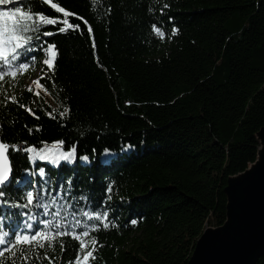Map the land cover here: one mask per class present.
<instances>
[{
  "label": "trees",
  "instance_id": "trees-1",
  "mask_svg": "<svg viewBox=\"0 0 264 264\" xmlns=\"http://www.w3.org/2000/svg\"><path fill=\"white\" fill-rule=\"evenodd\" d=\"M53 2L76 13L68 19L79 29L60 33V25L45 26L55 32L44 37L58 50L55 71L37 54L24 75L0 85L3 137L22 147L23 141L42 147L56 140L65 150L76 147L72 163L37 161L34 167L52 177L50 188L71 178L73 195L92 197L77 207L109 206L110 226L91 233L97 245L89 264H188L203 231L226 220L229 177L257 159L256 133L264 126V0H97L95 8L92 0ZM38 10L63 18L50 5ZM42 72L48 93L41 89L37 97L27 81ZM65 107L70 111L60 117ZM9 156L13 176L33 167L24 153L9 149ZM34 180L44 186L39 175ZM109 184L112 198L105 200ZM32 211L43 218L42 209ZM78 251L77 240L60 237L54 249H39V260L31 253L28 264H69ZM257 264H264V255Z\"/></svg>",
  "mask_w": 264,
  "mask_h": 264
},
{
  "label": "snow or ice",
  "instance_id": "snow-or-ice-1",
  "mask_svg": "<svg viewBox=\"0 0 264 264\" xmlns=\"http://www.w3.org/2000/svg\"><path fill=\"white\" fill-rule=\"evenodd\" d=\"M10 3L11 7L0 8V85L6 79L15 80L18 76L24 75L37 61V54L46 56L47 58L42 59V64L47 66L49 71H55L54 64L58 56L56 44L44 39V37L54 36L55 32L43 30L45 26L60 25L56 29L60 33L79 29L78 24L70 23L68 19L76 13L67 11L65 7L54 3L53 0H0V5L7 6ZM96 3L97 0H92L93 8ZM43 5H50L52 9L63 14V18H53L44 11L38 10V6ZM110 10L109 7L108 11ZM79 19L83 20L87 31L91 34L93 30L88 21L83 16ZM152 28L157 34L163 35L161 29L155 24ZM172 31L175 34L178 29L173 28ZM92 39V46L95 48L94 37ZM46 75L47 73L42 72L33 81L37 85L34 92L37 97L40 96L41 89L48 93V88L41 83ZM48 79L51 80V77L48 76ZM52 83L55 86V82L52 81ZM28 91H33L31 86ZM9 99L16 101L15 96H5V102ZM21 107L27 108L33 116L36 115L32 108L26 105H21ZM69 111L70 109L65 107L59 112V116L64 117ZM46 114L52 116L51 112ZM31 131L32 129H29V132ZM22 143L25 146L22 147L21 143H9L7 138L3 137V125H0V207L5 209L0 214V264H17L18 259L20 264H28L30 254L33 252L35 253L33 258L39 260V249H45L46 244L54 249V242L57 238L64 236H69L79 242V251L74 261H69V264H89L90 259L95 260L94 253L97 245V240L91 233L110 226L109 206L101 207L103 201H95V207L89 210L77 207L81 202L92 201V197L85 194L73 195L71 178L64 183L57 184L55 188H50L48 185L52 177L44 167L38 169L34 167L37 161L48 162L57 167L61 161L74 162L77 158L75 146L65 150L63 140L53 141L50 145L47 141H42V147L29 145L27 141ZM9 149L13 153L26 154L27 163L33 167H24L22 176L20 170L13 176ZM108 151L107 148L104 149L105 153ZM80 159L87 161L89 157L84 155ZM36 175L41 177V184L44 186H38L34 180ZM45 177L47 179H44ZM65 184L67 189H65ZM50 192H56L57 195L52 196L48 202H41ZM112 192V184L107 185L104 189V199L111 200ZM32 209H42L43 218L37 220V215ZM49 216L52 218H47ZM137 222L135 219L130 221L132 224ZM86 240H90L91 248ZM60 249L64 250L63 240H60ZM44 257L48 258L47 251L44 252Z\"/></svg>",
  "mask_w": 264,
  "mask_h": 264
},
{
  "label": "water",
  "instance_id": "water-1",
  "mask_svg": "<svg viewBox=\"0 0 264 264\" xmlns=\"http://www.w3.org/2000/svg\"><path fill=\"white\" fill-rule=\"evenodd\" d=\"M257 159L228 179L225 222L208 227L188 264H257L264 255V126Z\"/></svg>",
  "mask_w": 264,
  "mask_h": 264
},
{
  "label": "rangeland",
  "instance_id": "rangeland-1",
  "mask_svg": "<svg viewBox=\"0 0 264 264\" xmlns=\"http://www.w3.org/2000/svg\"><path fill=\"white\" fill-rule=\"evenodd\" d=\"M27 85H28V87L29 86H31V88L33 89V88H37V86L33 83V80L32 79H29L28 81H27ZM47 98H50L49 96H47ZM49 102H51V100L49 99ZM52 103V102H51Z\"/></svg>",
  "mask_w": 264,
  "mask_h": 264
},
{
  "label": "bare ground",
  "instance_id": "bare-ground-1",
  "mask_svg": "<svg viewBox=\"0 0 264 264\" xmlns=\"http://www.w3.org/2000/svg\"><path fill=\"white\" fill-rule=\"evenodd\" d=\"M34 89V88H33Z\"/></svg>",
  "mask_w": 264,
  "mask_h": 264
}]
</instances>
